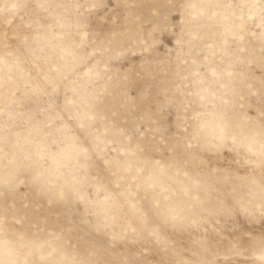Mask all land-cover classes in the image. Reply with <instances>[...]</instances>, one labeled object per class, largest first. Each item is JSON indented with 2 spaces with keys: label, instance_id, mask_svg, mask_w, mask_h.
Listing matches in <instances>:
<instances>
[{
  "label": "rangeland",
  "instance_id": "1",
  "mask_svg": "<svg viewBox=\"0 0 264 264\" xmlns=\"http://www.w3.org/2000/svg\"><path fill=\"white\" fill-rule=\"evenodd\" d=\"M233 2L32 0L46 6L0 13V240L35 246L33 260L56 245L156 264L201 242L225 259L264 231L260 200L247 195L264 179L258 160L187 148L214 112L237 126L264 119L258 38L241 45L246 61L225 94L185 88L210 46H232L222 35L231 10L215 5ZM165 204L177 218L151 224L153 239L146 209Z\"/></svg>",
  "mask_w": 264,
  "mask_h": 264
},
{
  "label": "snow or ice",
  "instance_id": "2",
  "mask_svg": "<svg viewBox=\"0 0 264 264\" xmlns=\"http://www.w3.org/2000/svg\"><path fill=\"white\" fill-rule=\"evenodd\" d=\"M45 6L44 4L33 5L32 0H3L0 13L15 16L34 7ZM215 7H226L231 10L222 17L224 27L222 35H231L232 46H229L227 39L223 40L218 52L210 46V54L203 56L198 67L190 75L183 77L185 81H188L185 85L187 94L201 96V99H203L202 93L216 96L223 95L230 89V78L233 76L234 68L246 61L242 54L248 49L241 45L248 37L259 39L260 62L264 68V0H234L228 5H215ZM262 83H264V77H262ZM129 140L131 142L132 137H129ZM224 147L239 150L246 159L258 160L261 171L264 173V119L260 120L258 127L237 126L229 120L226 112L217 111L213 113L211 122L205 123L204 130L193 133L187 144L188 149H195L197 152L201 149ZM139 148L138 143L137 149ZM247 195L250 202L259 198L261 209L264 211V179H261L258 188L251 189ZM146 212L150 223L143 231L149 233L153 239H157L159 233L151 229V224H156L163 230L177 218L175 211L166 204L157 207L155 212L151 208L146 209ZM188 251L190 255L187 259L160 260L156 264H264V231H261L259 235L250 233L246 237L238 238L226 249L225 259H220L218 251L212 247L211 242H201L198 247ZM228 253L236 258H231ZM34 254L35 246H17L12 241L0 240V264H147L143 260L77 258L69 256L56 245L41 249L39 260L30 258Z\"/></svg>",
  "mask_w": 264,
  "mask_h": 264
}]
</instances>
